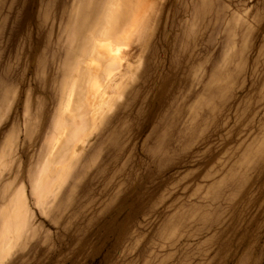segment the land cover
I'll return each mask as SVG.
<instances>
[{
  "label": "rangeland",
  "instance_id": "1",
  "mask_svg": "<svg viewBox=\"0 0 264 264\" xmlns=\"http://www.w3.org/2000/svg\"><path fill=\"white\" fill-rule=\"evenodd\" d=\"M0 264H264V0H0Z\"/></svg>",
  "mask_w": 264,
  "mask_h": 264
},
{
  "label": "bare ground",
  "instance_id": "2",
  "mask_svg": "<svg viewBox=\"0 0 264 264\" xmlns=\"http://www.w3.org/2000/svg\"><path fill=\"white\" fill-rule=\"evenodd\" d=\"M103 40V39H102ZM102 40H98V41H102ZM102 42H104V41H102ZM105 42H107V41H105ZM99 43V42H98ZM99 45V44H98ZM104 50H105V52L107 51V53L110 55V56H112L111 54V52H113V51H115V48H113V46H112V44L109 42V43H107L106 45H104ZM118 51V50H117ZM111 53V54H110ZM114 54V53H113ZM116 55V54H115ZM98 59V58H97ZM100 60H101V58H100ZM97 61V60H96ZM99 61V60H98ZM99 63V62H98ZM113 65L116 67V63H115V61H113ZM100 67V65H98L97 67H96V69H98ZM119 67H120V65H119ZM118 69V68H117ZM114 70V71H112V72H110L108 75H107V77H106V80H105V85L104 86H102V85H99V83L98 82H96L95 81V83H94V85H93V89H94V92H93V96L90 98V100H91V104L90 105H92V107H93V105H103L104 104V102H103V100L104 99H106L105 98V96H104V92H105V89L106 88H108V87H110V86H113V85H115L117 82H120V79H121V77H122V74L119 72L120 71V69H118V70ZM123 82V81H122ZM123 84V83H122ZM74 85V84H73ZM78 85V84H77ZM120 85H121V82H120ZM122 86V85H121ZM73 89V88H72ZM119 90V89H118ZM72 93H73V90H72ZM71 93V94H72ZM73 96V95H72ZM70 99V98H69ZM71 99H73V98H71ZM68 101V100H67ZM71 101V100H70ZM70 101H68L67 102V104H66V106H65V109L67 110L68 109V107L72 104H70ZM95 106V107H96ZM94 107V108H95ZM101 107V106H100ZM101 110V108H97V110H96V112H95V114H99V111ZM103 112V111H102ZM101 112V113H102ZM81 116V115H80ZM64 134V133H63ZM58 144V143H57ZM56 144V145H57ZM77 151V150H76Z\"/></svg>",
  "mask_w": 264,
  "mask_h": 264
},
{
  "label": "crops",
  "instance_id": "3",
  "mask_svg": "<svg viewBox=\"0 0 264 264\" xmlns=\"http://www.w3.org/2000/svg\"><path fill=\"white\" fill-rule=\"evenodd\" d=\"M103 57V56H102Z\"/></svg>",
  "mask_w": 264,
  "mask_h": 264
}]
</instances>
